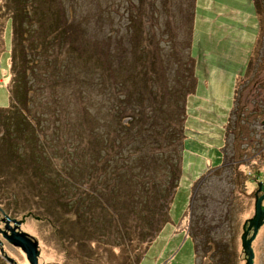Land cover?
<instances>
[{
	"label": "rangeland",
	"instance_id": "rangeland-1",
	"mask_svg": "<svg viewBox=\"0 0 264 264\" xmlns=\"http://www.w3.org/2000/svg\"><path fill=\"white\" fill-rule=\"evenodd\" d=\"M61 1L64 19L76 22L81 16L85 18L86 25L81 28L88 40L99 41L98 44L105 47L109 36L108 49L115 54L121 49L117 36H125L128 40L124 34L126 21L123 11L128 0H99L100 7L105 6L106 1L108 6L111 2V7L117 9L111 13L110 28L104 24V14H99L94 0ZM150 1L156 10L160 9V0H143V5ZM179 1L169 0V7L173 10ZM131 2L136 8L137 0ZM185 2L181 0L180 4ZM3 5L4 1L0 0V107L7 106L9 100L8 58L11 47V25L7 22L11 12ZM254 5L260 15V24L258 34H255L257 39L253 42L255 47L248 59L245 46L252 41L254 26L251 24L257 17L248 13ZM23 10L30 13L27 6ZM176 13V23L171 22L174 34L170 35L168 42L166 33L161 32L164 27L161 26L160 12L155 17L160 26L153 25L156 33L152 44L162 65L161 91H167L171 96L172 89L176 88L180 97L183 92L191 91L192 77L195 81L194 90L181 98L184 104L183 131L178 134L176 130L177 135L182 134L181 141L174 144L172 140L175 138L162 137L155 145L150 138L155 145L149 148L150 153L165 156L170 149L180 151V170L178 172L174 165L176 162L171 170L174 173L168 176L173 186L167 193L171 197L165 204L167 209L161 211L156 199L150 203L157 218L155 224L166 220L156 233V229L150 236L138 233L139 221L137 227L132 225L130 228L128 215H117L120 205L118 177L109 176L110 166L102 169L113 160L112 157L121 159V152L115 153V149L125 153L137 150L128 141H124L120 148L121 139L115 138L118 122L126 124L127 118L110 121L107 114V110L112 111L111 106L117 110L118 97L123 93L115 94L120 89L117 81L112 91L98 89L97 93L85 99L84 108L90 119L70 127L74 136L70 135L72 144L67 145H74V151L66 155L61 152L62 148H68L65 142L52 139L55 126L68 122L73 125V101L69 102V97L66 102V97L63 99L65 102L60 103L57 97L61 91L42 86V81L41 89H36L35 94L27 91V96L31 95L27 103L29 112L25 108L22 111L30 123L25 121L28 137L21 141L20 157L7 165L0 151L1 168L8 170L2 172L8 189L16 194L17 205L12 207L5 198H0V210L17 219L29 213L19 228L37 241V264H243L244 255L239 245L240 224L252 215V179L261 176L254 175V170L264 172V126L260 124L263 114L259 113L264 111V0H194L189 46L184 38L189 24L181 25ZM246 39L248 41L243 43ZM123 45L126 49L129 47L125 43ZM234 90L236 95L233 98ZM162 104L164 106L167 102ZM31 115L38 118L36 127L39 126L41 132L32 125ZM108 123L111 133L107 132ZM89 125L94 131L92 136L86 135L84 130ZM3 131L4 126L0 125V134ZM62 131L58 139L67 140L68 132ZM31 132L36 137L31 136ZM81 137H84V143L76 144ZM112 139L115 144L112 154L104 161L100 172L90 176V171H86L88 160L98 154L96 150L103 151V141ZM102 159L101 153L99 163ZM94 164L98 165L96 158ZM134 170L136 174L140 173L139 176L147 175V171ZM32 187L39 195L35 204L30 203V206L26 197L30 196ZM64 187L67 195L71 190H78L87 204L84 219L88 217L89 220H86V229L78 241L64 236H75L74 232L79 229L70 207L64 206L65 210H60L66 196L62 194ZM27 207H31L29 211H25ZM252 243V264H264V226L258 230ZM0 247V264H28L20 249L6 242L1 235ZM5 254L14 263L8 261Z\"/></svg>",
	"mask_w": 264,
	"mask_h": 264
},
{
	"label": "trees",
	"instance_id": "trees-1",
	"mask_svg": "<svg viewBox=\"0 0 264 264\" xmlns=\"http://www.w3.org/2000/svg\"><path fill=\"white\" fill-rule=\"evenodd\" d=\"M3 1L4 8L11 12L9 16L10 20L7 21L11 25V47L10 58H8L9 100L7 106L0 107V125L4 126L5 130L0 134V151L4 154L7 165L11 164L12 160H18L20 157L18 150L21 147V141L28 137V126L26 125L28 119L22 110L25 108L26 112H29L27 103L31 99V95L35 94V90L41 89L39 88L41 81L42 86H46V88L50 87V90L54 88L55 92L56 90L61 91L57 97L61 101L60 103L68 102L70 97L69 102L72 100L75 107L73 109L75 118L72 121V126L68 122L66 125L60 124L58 127L55 126L56 129L53 128L55 133L52 140L63 141L68 147L61 150L65 155L71 154L74 151V145H67L69 143L72 144L73 139L71 136H74L71 135L72 132L69 129L74 125L78 126L80 123L82 124L85 119H90V114L88 115L84 108L85 99L89 95L97 93L98 89L106 90L108 88L112 91L114 88L113 84L117 81L116 83L121 90H117L118 92L115 94H119L121 91L123 93L121 97H118L120 98V100L117 99L118 103L115 100L113 101L114 104L117 103V110L114 106H111L110 109L112 111L107 110V114L110 121H118L122 117L127 118L126 124L118 122V133H116L115 138L121 139L119 141L120 148L124 141H128L137 150L131 149L125 153L123 150L118 151L119 148L115 149V153L121 152V159H119V156L112 157L113 160L111 159L105 168L102 169L105 170L110 166L108 167L110 169L109 176L113 174L115 178L118 177L120 186L118 201L120 205L116 212L117 215L118 213L123 217L128 215L130 228L132 225L133 227H137V221H139L141 225L137 230L139 231L138 233H146L147 235L149 234L148 236L154 232L156 233L166 220L161 221L159 225L155 224L157 218L154 210H151L150 203L156 199L161 211L168 207L165 204L171 197L167 193L169 187L172 188L173 186L170 185L168 178L174 173L171 171L174 165L177 166L178 172L180 170V151L170 149L168 155L164 156L160 153H150L148 150L159 143L158 138L171 136L172 139L175 138L172 140L174 144L181 141L182 134L177 135L176 132L177 130L179 134V132L183 131L181 123H183L184 118V104L181 98L183 96L184 99L187 94L194 90L195 79L194 77L191 78V91L183 92L180 97V91H175L178 90L176 88L172 89L171 96L167 94V91H161L163 79L162 65L156 47L152 44V38L156 33L153 25L154 27L158 25L155 17H157L156 13L160 12L162 15L161 26L164 27L163 30L161 29V32L162 34L166 33L165 40L168 42L170 35L174 34L171 22L176 23L177 20L174 16L175 11H177V18L179 17L181 25L186 22L189 24L184 34L186 44L189 46L194 0H186L184 5L180 4V0L174 4L176 7L173 10L169 7V0H160L159 10H156L153 1L143 5V0H137L136 8L131 0L126 1V9H123L126 21L124 34L128 40H125V36L121 38V36L115 35L118 39L117 43H121V49L116 54L109 52V36L106 37L105 47H101L98 44L99 41L87 39L88 37L83 34V27L81 28V26L86 25L84 17L81 16L76 22L64 19L63 8L60 4L62 3L61 0ZM94 1L99 14H104V24L110 28V21H112L111 13L112 11H117V9L111 7V2L110 6H108L105 1V6L100 7V1ZM24 6L28 7L30 13L27 14L23 10ZM253 10L257 16L256 34H258L260 15L256 12L255 5L253 6ZM177 25L179 24L177 23ZM123 43L129 45L128 50L124 47ZM253 46L255 47V43ZM252 49L253 47L251 48L250 56ZM250 56L248 59H250ZM113 63L116 65H113ZM28 90L32 91L30 96H27ZM66 90L69 93L65 92ZM107 94H109V91H107ZM64 95L66 96L64 97ZM235 95L236 92L234 90L233 98ZM63 99L65 100L64 102ZM164 101L169 106L167 104L163 106L162 103ZM259 113L263 114L262 118H264V111H259ZM47 117L49 118V114ZM32 119V125L35 129L39 128L38 132H41L40 127H36L38 118H33L32 116ZM109 126L110 123L107 124V132L111 133V131H108L110 130ZM62 129L66 130L64 133L68 132L67 140L62 138V136V139H58L61 132H63ZM84 130L86 135L89 134V136H92L94 133L90 125ZM111 130L115 129L111 128ZM31 136L34 137L35 134L32 133ZM84 137H81V140L76 142V144L80 142L83 144L82 139ZM150 138H152V142L155 145L152 144ZM177 138L178 140L175 141ZM113 140L103 141V151L96 150L95 153L98 154L94 155V158H91L90 161L88 160L89 167L86 171H90V176L92 173L100 172V167L104 166V161L112 154L115 146ZM101 153L103 159L99 163V155ZM95 158L98 163L97 166L94 164ZM130 158L131 161L127 162ZM1 165L3 164L0 163V198H5L10 206L15 207L14 205H17V200L14 199L16 194L8 189L6 177L4 172H2L5 170L1 168ZM93 166L94 169H92ZM134 169L137 172L147 171V175L143 173L145 175L139 176L140 173L136 174ZM6 171L8 170L6 169ZM106 174L107 172L103 173V176L105 177ZM236 176H238V173H236ZM160 182L162 185H159ZM66 191L67 188H62V194H66ZM37 195H39L38 191L32 187L30 196L26 197L29 200V205L30 203L35 204ZM61 203L63 204L60 210L64 211L65 209L62 208L64 206L65 208L70 207L72 210L71 216L75 218L79 226L76 232L71 231L76 233L75 236H70V234L64 236L69 237L70 240L78 241L80 234L86 229V223L89 220L88 217L84 219L86 201L78 190H71V194H66ZM30 208L27 207L25 211H29ZM162 215L164 214L162 213ZM90 217L93 218L94 215L91 214Z\"/></svg>",
	"mask_w": 264,
	"mask_h": 264
},
{
	"label": "water",
	"instance_id": "water-1",
	"mask_svg": "<svg viewBox=\"0 0 264 264\" xmlns=\"http://www.w3.org/2000/svg\"><path fill=\"white\" fill-rule=\"evenodd\" d=\"M264 124V119L261 121ZM262 185L260 181L256 182V189L253 192V211L251 217L244 220L241 224V232L239 234V245L241 251L244 255L243 264H252V250L250 248V240L253 238L257 227L262 223V218L264 216V204L261 205V199L264 197V191H262ZM262 191L260 195H256V192ZM29 213L26 212L22 214L18 219L15 217H8L3 215L2 220L5 223L3 229H0V232L3 235V238L8 242L18 247L20 251L24 254V257L28 264H37V257L39 254V249L36 239L28 234L27 232L21 231L18 229V226L23 221L24 217ZM34 218H37L34 216ZM9 221L13 223L12 226L9 225ZM246 223V225H245ZM251 227V233L246 237L247 230ZM17 228V230L15 229ZM0 251L2 248L0 247ZM5 258L8 261H12L10 256L5 254ZM14 263V262H13ZM15 264V263H14Z\"/></svg>",
	"mask_w": 264,
	"mask_h": 264
},
{
	"label": "flooded vegetation",
	"instance_id": "flooded-vegetation-1",
	"mask_svg": "<svg viewBox=\"0 0 264 264\" xmlns=\"http://www.w3.org/2000/svg\"><path fill=\"white\" fill-rule=\"evenodd\" d=\"M257 28V27H256ZM264 119V118H263ZM263 119H261V121L263 120ZM260 121V124H262L263 126H264V124L262 123ZM254 175H256L257 174V176L258 175H261L259 178H257V177H254V179H252V182H253V191H252V200H253V192H254V190L256 189V182L257 181H260L261 182V185H262V188H263V190L262 191H264V172H259L258 171V169H256V170H254ZM262 191H258V192H256V195H260L261 193H262ZM263 199H264V197L261 199V205H263L264 203H262V201H263ZM3 215H6V216H8V217H14V216H9V214H7V213H5V211H3V210H0V229H3L4 228V226H5V223H4V221L2 220V217H3ZM249 218V217H248ZM248 218H244L243 220H242V222L245 220L246 221V219H248ZM15 219H17V218H15ZM242 222H241V224H242ZM241 224H240V227H241ZM9 225L10 226H12L13 225V223L11 222V221H9ZM245 225H246V223H245ZM20 226V225H19ZM19 226H18V229H20L19 228ZM262 226H264V216H263V218H262V223L257 227V229H256V232H255V234H254V236H253V238L250 240V243H249V245H250V248H251V250H252V242L254 241V239H255V237H256V235H257V233H258V230L262 227ZM16 230H17V228H15ZM181 229H183V228H181ZM240 231H241V229H240ZM250 233H251V227L247 230V232H246V237H248L249 235H250ZM0 235H1V237L3 238V235H2V233L0 232ZM5 240V239H4ZM6 241V240H5ZM7 242V241H6ZM244 258V257H243ZM244 260V259H243ZM252 261H253V251H252Z\"/></svg>",
	"mask_w": 264,
	"mask_h": 264
},
{
	"label": "crops",
	"instance_id": "crops-1",
	"mask_svg": "<svg viewBox=\"0 0 264 264\" xmlns=\"http://www.w3.org/2000/svg\"><path fill=\"white\" fill-rule=\"evenodd\" d=\"M253 7V6H252ZM251 7V12L248 13L251 17L255 15L256 17V14H254V10L253 8ZM254 19V18H253ZM254 26V31L252 32V41L251 43H248L246 46H245V51H246V54H247V58L250 56V52H251V48L253 47V42H254V39H255V34H256V30H257V22H256V19H254V24H251ZM252 26V27H253ZM248 41V39H246L245 41H243V43H246ZM181 230V229H180Z\"/></svg>",
	"mask_w": 264,
	"mask_h": 264
}]
</instances>
